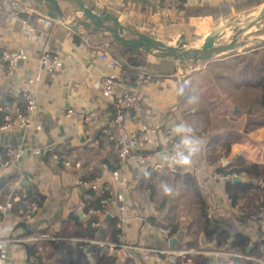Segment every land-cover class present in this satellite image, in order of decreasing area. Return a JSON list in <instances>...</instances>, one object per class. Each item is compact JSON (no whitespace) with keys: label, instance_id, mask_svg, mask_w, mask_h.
Masks as SVG:
<instances>
[{"label":"crops","instance_id":"1","mask_svg":"<svg viewBox=\"0 0 264 264\" xmlns=\"http://www.w3.org/2000/svg\"><path fill=\"white\" fill-rule=\"evenodd\" d=\"M84 1L97 13L110 10L119 22L126 21L127 13L130 19L127 27L133 26L140 33L165 43L173 42L183 31L188 39H194L193 0H178L175 8L167 6L169 0H155L156 3L150 0ZM11 2L30 4L31 12L26 15L30 17L29 26L35 34L27 29V33L23 32L20 18L8 22L0 46L4 51L24 50L29 55L23 64L19 63L13 78L4 76L5 65L0 58V93L11 89L17 91L16 86L20 83L32 90L37 110L30 128L14 132L0 130V149L22 148L26 151L18 161L0 168V205L10 199L20 202L29 197L36 199L38 203H34L41 207L28 219L25 214L31 204L18 213L13 212L14 207L0 211L3 214L0 250L7 252L9 263L102 264L101 255L113 256L93 238L83 234V225L88 219L82 206L85 205L83 198L90 188L80 184L81 180L103 177L107 170L116 168L118 161L117 145L102 134L108 127L106 119L111 118L112 105L93 89L98 79L110 75L107 65L96 56L98 52H106L130 70L155 73L152 83L139 89L146 114L134 116L128 124V132L131 135L147 133L148 149L157 153L144 168L131 162L124 234L133 255L118 256L116 264H128L127 260L133 264H200L199 206L194 191L198 190L197 155L189 167L174 165L169 159L165 134L169 128L186 124L194 129L193 135L197 137L195 68L185 73L177 71V74L161 72L148 64V55L143 49H128L117 44L107 47L108 39L99 37V34L89 36L79 18L73 17L72 10L64 11L68 7L76 9L77 3L59 2L62 15L48 18L55 27L46 33L39 21L49 14L48 6L37 2L0 0L4 8L11 7ZM112 20L113 17L103 19L97 31L111 28ZM125 37L127 40L137 39L131 35ZM46 52L61 57L63 65L53 73H47L39 85L33 86L35 66ZM161 61L158 59L157 64ZM189 64L188 60L183 67ZM185 76L194 80L191 89H183L180 85L179 79ZM96 110H101L103 117L86 122L79 116ZM35 151L40 153L36 155ZM52 151L69 158L74 166H54ZM140 169L145 171L142 178ZM9 177L12 179L4 187L2 181ZM104 180L101 178L114 199L109 203L107 214L101 216V227L107 215L113 220L119 219L121 207L118 195L122 187L118 182ZM162 184L169 185L174 194L163 195ZM150 187L153 189L141 195L139 189ZM160 224L177 226L173 241L178 239V242L174 246L171 247L172 241L159 232ZM188 245L189 248L185 247Z\"/></svg>","mask_w":264,"mask_h":264},{"label":"built area","instance_id":"2","mask_svg":"<svg viewBox=\"0 0 264 264\" xmlns=\"http://www.w3.org/2000/svg\"><path fill=\"white\" fill-rule=\"evenodd\" d=\"M153 3H156L155 0H150ZM179 4L178 0H169L167 6L175 8ZM27 5L13 4L11 2V7L4 8L0 3V41L5 39L6 28L10 20L19 19L20 23L23 25V32L27 31L35 34V30L29 25L30 22L24 17L21 18L22 14H30L31 7ZM41 25L45 28L46 33L54 30L55 25L50 22L48 17L43 16L40 18ZM29 55L28 51H14L11 49H5L3 53V59L7 64L6 69L3 74L5 77L13 78L15 77L18 71V65L20 60L26 59ZM97 58L105 63L110 70V75L101 77L93 85V89L96 92H99L106 102L111 103L112 113L111 118L106 119L108 122L107 129L104 130V134L109 136L111 140L117 145V155L120 161V165L116 170L109 171L104 174V181H111L116 184L118 182L122 187V191L118 195V199L121 203L120 215L118 228L121 229L120 238L118 242H113L109 239H103L99 237L93 239V241L99 246L105 247V251L112 253L114 256L118 257L125 253L133 255L131 248L127 245L125 241V224H126V192L129 190V177L131 173V162L134 161L137 163V166L144 168L147 166L149 160L155 156L157 151L149 150L147 141V133L139 132L129 134L128 124L132 121L133 117H140L146 114V109L144 107L143 101L139 95V89L149 86L155 78V73L151 70H130L128 67L120 64L114 57L112 58L106 52H98ZM40 62L35 66V77L32 80V85L37 86L42 82V79L47 73H53V71L58 70L62 65V59L56 54L53 53H43L40 56ZM180 85L183 89H191L194 86V80L190 76L181 77L179 79ZM17 91L23 95V99L26 102L25 109H21L16 106H7L3 108L0 106V114H5V118L0 120V130L3 132H14L18 130H25L30 128L32 119L35 111L37 110V101L35 95L32 93L30 88L23 87L22 85L17 84ZM75 115H78L76 112H73ZM81 119L86 122H91L97 118L103 117L101 110L90 111L86 114H79ZM167 137V152L169 157L174 155L176 145L179 144L180 139L173 133V129L169 128L165 131ZM10 159L6 162H0V168L8 167L11 163L18 161L21 156L26 152L22 148H13L9 149ZM40 152L35 151V154L38 155ZM1 157V156H0ZM1 159V158H0ZM52 164L59 167L72 168L74 162L65 156L60 157L59 155L52 152L51 158ZM101 178L94 177L91 180H81L80 184L89 187L94 191L97 198L104 195L106 190V184H103ZM15 201L10 199L6 204L0 205V211L4 212L10 210L15 206ZM85 207V205H82ZM39 209L37 203H32L30 208L25 214L26 218H30L35 211ZM105 216V215H102ZM93 227L98 231L101 227L100 224H94ZM160 233L167 236L168 241H172L174 235L171 233V228L160 229ZM43 238H46L42 236ZM0 264H10L9 256L5 250H0ZM160 252H164L160 250ZM188 254V252H183Z\"/></svg>","mask_w":264,"mask_h":264},{"label":"water","instance_id":"3","mask_svg":"<svg viewBox=\"0 0 264 264\" xmlns=\"http://www.w3.org/2000/svg\"><path fill=\"white\" fill-rule=\"evenodd\" d=\"M17 2H26V3H42L49 7V14H45L48 18H56L58 15H62L60 13L61 8L59 6V2H74L79 6L76 9L68 7L64 9V11L72 10L73 17L79 18L81 21L82 27L87 29V34L89 36L94 37L98 35L99 37L108 39L109 43L106 44L107 47H113L114 44L127 47L128 49H143L144 52L148 55L147 62L153 68H158V71L161 72H189L195 68L194 63V39H188L185 36V32H181L177 34V38L171 42H163L154 37L146 36L140 33L138 30L134 29L133 26L130 28L126 26L127 21L129 22V17L127 13H125V20L123 22H119L116 19V16L110 12V10H104L100 13L96 12V9L88 7L87 3L84 0H13ZM112 18V22L110 23L111 28L107 30L97 31L98 25L105 18ZM110 34V35H108ZM126 35H131L136 37V40L126 39ZM158 59L162 60L160 64H157ZM190 61L188 67H183L185 62ZM23 60H20L19 63L23 64ZM25 62V61H24ZM23 67V66H22ZM106 220L103 223L102 227L99 230V237H102V234L105 232V229L109 226V224L113 221V217L110 215L106 216ZM178 242V239L172 240L171 247L174 246L175 243Z\"/></svg>","mask_w":264,"mask_h":264},{"label":"trees","instance_id":"4","mask_svg":"<svg viewBox=\"0 0 264 264\" xmlns=\"http://www.w3.org/2000/svg\"><path fill=\"white\" fill-rule=\"evenodd\" d=\"M22 16L24 18H26L27 20L30 18L26 14H22ZM3 53H4V49L2 46H0V58L1 59L3 58ZM2 62L4 63L5 69H6L7 64L4 62V59H2ZM14 105H16V107H20L21 109H25L26 102L24 101L22 94L18 93L14 89L7 90L4 93H0V106L1 107L7 108V106H14ZM3 118H5V114H0V120L1 121L3 120ZM102 134L105 135L103 132H102ZM106 137H108V136H106ZM52 152L59 155L60 157L63 156V155H60V152H56V151H52ZM0 156H1L0 162L8 161L10 159L9 149L8 150L0 149ZM117 157H118V155H117ZM116 163H117L116 168H118L120 165L119 159ZM62 167H60V168H62ZM116 168L114 170H116ZM138 168H140V167H138ZM114 170H111V171H114ZM140 171H142V172L139 173V176L141 175V178H142L145 175V171H144V169H140ZM11 179L12 178L9 177L6 180H3L2 181L3 186L5 187L7 185L6 183H8L9 180H11ZM130 187H131V182H130ZM140 187H142V186L140 185ZM105 188H106V190H105L104 195L99 197V198H97L95 196L94 191H92L91 189L87 190L84 193V198H83L84 203H85L84 213L86 214V216L88 218L85 225H83V234H85L86 237H91L93 239H96L99 236L97 230L93 227V225L102 223L101 222V219H102L101 216L107 214V212H108L107 209L109 207V203L114 199V196L112 195L111 191L108 189V186H106ZM152 189L153 188L150 187V188H141L139 190L141 192V195H145L147 193V190H152ZM194 191H195L196 197L198 198V190H194ZM35 200L28 197L27 200H22L20 202L16 201L15 206L13 208V212L18 213L19 210H21V209L26 210L28 205H30V204L32 205V203H34V202L38 203V201H35ZM38 205H39V207H41L40 204H38ZM2 215L3 214L0 213V219L2 218ZM118 222H119V219L113 220L109 224V226L105 229V232L102 234L103 239H109V240H112L113 242L119 241V238L121 236L120 235L121 229L118 228ZM167 227L171 228L172 234H174L173 231L178 230L177 226H174L173 224H170V225L160 224L158 227V230L167 229ZM185 247L189 248L190 245L185 246ZM99 251L100 250H98L96 253H98ZM100 259L102 261V264H116V262L118 261L117 260L118 257H116L114 255L110 256L107 253L105 255H101ZM127 262H128V264H133V262L131 260H127Z\"/></svg>","mask_w":264,"mask_h":264},{"label":"clouds","instance_id":"5","mask_svg":"<svg viewBox=\"0 0 264 264\" xmlns=\"http://www.w3.org/2000/svg\"><path fill=\"white\" fill-rule=\"evenodd\" d=\"M173 133L180 137L179 144L176 145L174 155L169 157L174 165L179 167H189L193 162V158L199 153L201 141L198 137H194V129L186 124H180L173 128ZM162 194L171 196L174 190L167 184L161 185Z\"/></svg>","mask_w":264,"mask_h":264}]
</instances>
